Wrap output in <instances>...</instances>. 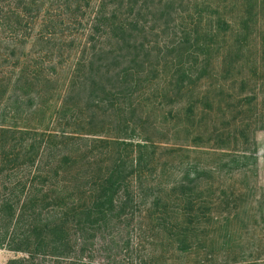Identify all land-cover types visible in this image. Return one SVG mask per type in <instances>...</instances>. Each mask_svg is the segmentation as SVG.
Segmentation results:
<instances>
[{
    "label": "trees",
    "instance_id": "16d2710c",
    "mask_svg": "<svg viewBox=\"0 0 264 264\" xmlns=\"http://www.w3.org/2000/svg\"><path fill=\"white\" fill-rule=\"evenodd\" d=\"M254 119L264 0H0V264H264Z\"/></svg>",
    "mask_w": 264,
    "mask_h": 264
},
{
    "label": "rangeland",
    "instance_id": "374dc122",
    "mask_svg": "<svg viewBox=\"0 0 264 264\" xmlns=\"http://www.w3.org/2000/svg\"><path fill=\"white\" fill-rule=\"evenodd\" d=\"M120 142L126 149L150 152L156 139L152 131L131 127L122 131ZM225 186L233 192L264 196V120L249 121L242 148L237 152L234 169ZM11 254L12 251L0 248V259H7Z\"/></svg>",
    "mask_w": 264,
    "mask_h": 264
},
{
    "label": "crops",
    "instance_id": "0c3cea01",
    "mask_svg": "<svg viewBox=\"0 0 264 264\" xmlns=\"http://www.w3.org/2000/svg\"><path fill=\"white\" fill-rule=\"evenodd\" d=\"M255 163V162H254ZM256 164V163H255ZM252 165V164H251ZM253 167H255V165H252Z\"/></svg>",
    "mask_w": 264,
    "mask_h": 264
}]
</instances>
